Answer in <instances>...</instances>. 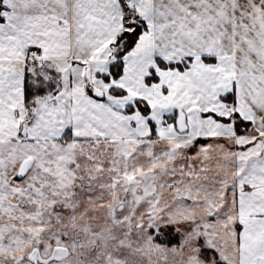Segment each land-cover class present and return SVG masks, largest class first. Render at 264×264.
Returning <instances> with one entry per match:
<instances>
[{"label":"snow or ice","instance_id":"obj_1","mask_svg":"<svg viewBox=\"0 0 264 264\" xmlns=\"http://www.w3.org/2000/svg\"><path fill=\"white\" fill-rule=\"evenodd\" d=\"M0 264H264V0H0Z\"/></svg>","mask_w":264,"mask_h":264}]
</instances>
